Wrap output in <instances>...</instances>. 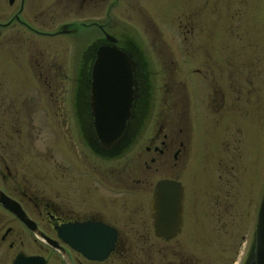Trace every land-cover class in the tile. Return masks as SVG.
Masks as SVG:
<instances>
[{"label":"rangeland","instance_id":"obj_1","mask_svg":"<svg viewBox=\"0 0 264 264\" xmlns=\"http://www.w3.org/2000/svg\"><path fill=\"white\" fill-rule=\"evenodd\" d=\"M113 1L82 11L68 0H36L34 29L50 34L73 19L97 18L108 21L107 34L135 52L144 86L135 115L145 120L144 133L114 162L128 164L134 179L149 184L164 177L179 180L187 218L182 241L191 240L188 249L194 248L198 264L221 263L226 245V264L237 263L243 246L247 250L252 242L264 186V0H117L111 9ZM26 2L29 8L31 0ZM13 9L5 3L0 20ZM12 35L2 33L0 44V145L12 162L32 165L34 178L59 192L71 182L69 194L76 201L79 178L63 170L73 163L65 159L68 145L59 122L75 118L71 88L81 81L80 53L93 31L80 42L22 30L17 45ZM195 88L210 89V99L195 101ZM158 130L179 137L176 169L142 165L151 156L144 152L151 145L148 136ZM216 215L224 229L215 230L210 217ZM134 253L133 264H142L141 252ZM49 261L62 264L56 256Z\"/></svg>","mask_w":264,"mask_h":264},{"label":"flooded vegetation","instance_id":"obj_2","mask_svg":"<svg viewBox=\"0 0 264 264\" xmlns=\"http://www.w3.org/2000/svg\"><path fill=\"white\" fill-rule=\"evenodd\" d=\"M26 1L0 0V13L2 12L0 19L5 15V3L8 8L14 7L8 19L0 20V44L3 43L1 39L5 31H11L14 34L13 42L17 45L21 42L22 30L35 37L41 35L42 38L51 39L63 36L78 42L84 39L83 35L93 31L91 35L93 40L80 53L81 81L71 88V108L75 118H60L62 121L59 122V125L63 126L61 134L66 136L65 141L68 145L67 149L65 148L67 153L65 159L73 163L63 170L67 177L76 175L79 178L76 185L78 196L76 201L71 199L69 193L73 191L72 186L75 187V185H70L69 181L59 188L63 190L59 192L54 185L50 186L43 183L42 179L34 178L32 165L12 162L9 156L12 154L4 150L3 144L0 145V264H14L16 260L26 262L32 258L41 259L42 264H50L49 259L53 256H56L62 264H133L137 262L134 251L141 252L142 264H198L194 248L188 249L187 244L192 246L191 240L187 241L186 238L182 241L187 218L181 182L176 178L164 177L149 184L145 179H134L133 173H129L132 169H127L128 164L114 162L133 143V139H137L144 133L145 120L135 115L137 105L144 97V86L140 81L142 73H139V63L135 52L124 48L118 39L107 34L104 27L109 25L108 21L101 23L97 18L94 21L90 20V17L88 21L83 18L73 19L59 26L60 30L55 33H40L34 29L37 22V15L34 14L37 9L36 0H31L29 8ZM68 1L72 8H80L79 10L82 11H85L86 7L97 11L101 6V0ZM117 2V0L111 2V9L116 8ZM106 36L113 38L114 46L122 50L133 63L134 80L132 116L125 122L121 136L109 148L103 147L98 141L89 109L91 65L98 47L112 45L106 41ZM81 43L84 44L83 41ZM77 53L79 54V51ZM75 63L71 68L73 71L76 69ZM195 72L198 73L199 70L195 69ZM208 91L211 90L206 88L199 92V89L195 88L194 100H200L202 97L208 100ZM216 91L219 90L216 89ZM220 93L221 91H219V97L222 100L224 94ZM66 122H68L67 125ZM148 137L151 145L145 146L144 152L151 156L142 161L144 169L149 170V165H155L157 169L178 168L177 155L180 150L174 151V147L179 137L170 139L168 134H161V130ZM70 139H74L78 146L70 145ZM178 146L180 147L181 143ZM102 158L108 161L103 163L88 161H100ZM15 159L14 155L13 160ZM74 160L78 162H73ZM160 181L177 184L183 190L179 232L169 239L157 235L154 227L155 212L150 209L155 187ZM134 185L140 187L135 189ZM140 198L145 199L143 204L138 202ZM210 218L215 220L217 225L215 230L225 228L221 223L222 216L216 215ZM60 229L63 231L65 240L70 238L75 229H79L78 238L81 241L86 234L98 233L104 236L102 242L109 250L106 257L102 260L87 259L59 237ZM254 229L255 225L250 246L247 250L243 246V252L237 258L238 262L233 264H255ZM178 239H181V242ZM241 244H237L238 250ZM55 247L60 248L62 252ZM186 251H192V253ZM221 252L225 253V256H221V263L218 264H226L229 261L227 258L230 252L229 246L226 245Z\"/></svg>","mask_w":264,"mask_h":264},{"label":"water","instance_id":"obj_3","mask_svg":"<svg viewBox=\"0 0 264 264\" xmlns=\"http://www.w3.org/2000/svg\"><path fill=\"white\" fill-rule=\"evenodd\" d=\"M111 46L96 49L90 70V116L94 120L98 141L105 148L111 147L121 136L125 122L131 118L134 100L133 63L128 56L114 46L115 40L106 36ZM183 190L181 186L160 181L155 187L150 209L154 214V227L158 236L172 238L179 232L182 214ZM64 230V229H63ZM69 239H64L60 229L58 235L77 252L89 260H102L108 253L103 244L104 236L86 234L83 241L78 238L79 229L72 231ZM255 264H264V189L258 206L254 229ZM56 248V247H55ZM60 252V248H56ZM42 264L41 259L16 260L14 264Z\"/></svg>","mask_w":264,"mask_h":264}]
</instances>
